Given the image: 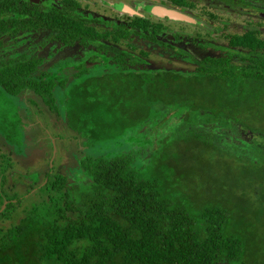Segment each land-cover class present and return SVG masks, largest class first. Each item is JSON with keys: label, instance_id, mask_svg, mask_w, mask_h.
Instances as JSON below:
<instances>
[{"label": "trees", "instance_id": "1", "mask_svg": "<svg viewBox=\"0 0 264 264\" xmlns=\"http://www.w3.org/2000/svg\"><path fill=\"white\" fill-rule=\"evenodd\" d=\"M222 1L264 15V0ZM78 9L75 0H0V95L32 102L43 133L69 150L57 161L23 106L20 125L3 117L0 129L20 134L16 145L0 134V264H264L260 29L225 36L224 56L195 60L156 40L161 24L114 26ZM26 35L95 52L98 75L83 64L72 77L41 72L49 54L39 48L11 57ZM138 38L193 70L149 64ZM167 126L170 136H160ZM61 158L73 160L79 182L58 171ZM15 174L32 178L20 189Z\"/></svg>", "mask_w": 264, "mask_h": 264}, {"label": "rangeland", "instance_id": "2", "mask_svg": "<svg viewBox=\"0 0 264 264\" xmlns=\"http://www.w3.org/2000/svg\"><path fill=\"white\" fill-rule=\"evenodd\" d=\"M39 1L51 4L53 6H59L61 0ZM78 1L81 3L82 9H80V12L82 15L99 18L101 20L111 22L112 24H116L118 22L121 24L127 23L129 20H131L133 16L132 14H141V16L150 20L151 22L163 25L164 28L158 36V40L164 44L173 46L175 49L188 53L195 60H201L206 56H224L226 51L225 48H227V39L225 36L242 34L246 28H259L261 33L260 37L264 39L263 14H260L258 11L249 8L243 10L232 7L229 8L223 3L222 0H189L192 4H194V7L190 9L192 14L190 16H186L196 22V24L168 20L153 13L150 15L149 13L144 12L145 10L143 7L146 6L145 8L161 7L183 14L180 10L174 8L173 3H171L170 0H163L164 2L158 3L153 2L155 0H103L104 2L102 0H93L89 2L90 6L88 8L85 7L86 1ZM119 4L123 5L130 14L121 13L119 14V17L113 16L114 11L112 10V7L114 9ZM209 14L214 15V18H210ZM45 38V35H32L25 38H18L17 42L12 46V49L15 51V53L12 54L11 57L21 54L24 51L27 52L28 50L36 49L37 46H40L44 42ZM134 44L136 45V54H138V50H146L151 52V56L148 59L149 64L151 65L160 62L159 64L161 66L179 68L180 70L182 69L190 71L194 68L193 65L187 63L186 61H184L186 63H183L179 60H171L172 58L171 55H169V52L167 53L163 51L162 48L155 43L138 39L134 42ZM37 53L41 57H46V55L49 54L46 61L40 67L41 72L47 71L53 74L62 73L66 74L68 77H72L74 73L70 68H73L75 64L81 62V57H84L85 55L76 49H59L55 45H49L46 43L42 45L41 49L38 50ZM161 61L165 64L161 63ZM82 64L83 68L87 66L89 69H91V71H89V75L93 76L96 74H94V71L96 70L94 68L98 67L99 60L95 62L97 66H93L92 59L90 56H88L82 59ZM97 75L98 74L95 76ZM62 95L63 92L61 90L57 89L55 91V96L58 100H61ZM21 106H23L26 110V114L34 117V119H31V121L37 122V125H40L39 128L36 127L34 130V138L37 137V141H40L42 137L45 139L47 137L46 135H48V139H50L49 148L51 147L52 151L56 153L58 161L60 159L59 157L61 156V151L63 155H65L66 151H69L68 147H66L65 142L62 144L55 143V141L49 137L51 134H48L49 131H45V134L43 133V120L37 115V108L32 102L19 103L17 97L0 95V124L4 122L2 120L3 117H5V122L7 121V123H10V125L13 124V126H15L17 122L18 125H20L19 122L23 121L21 119L22 116L19 115V108L23 110V107ZM5 125V128L0 129V134L3 135L7 141L16 145L18 134H20L19 127L16 126V129H12V126H9V124L5 123ZM169 130L170 126L163 128V130L160 131V136H170ZM54 137L56 138V136ZM70 142L73 141L71 140ZM21 149L22 148L15 147V152L18 153ZM63 160L64 159L61 158L60 162ZM40 161L41 160L39 159L35 165L39 164ZM72 161V159L63 161V165H59L57 169L58 171H61L62 169V172H66L69 178H71V181L75 183L79 182V173H77L78 171L75 169L69 170L73 164ZM215 168L216 170L220 171L219 165L215 166ZM216 170H211L215 172L214 174H211L209 178L217 177L220 180V176H217L218 172ZM25 177L27 179L19 176L18 174L13 175V179L19 181L20 189L26 186L29 183L28 180L32 178L31 175ZM262 237L263 236H261V238Z\"/></svg>", "mask_w": 264, "mask_h": 264}, {"label": "flooded vegetation", "instance_id": "3", "mask_svg": "<svg viewBox=\"0 0 264 264\" xmlns=\"http://www.w3.org/2000/svg\"><path fill=\"white\" fill-rule=\"evenodd\" d=\"M32 1H34L36 4H44V5H51V4H48V3H45V2H42V1H39V0H32ZM77 3H78V5H79V9L77 10L80 14H81V12H80V9H82L81 8V3L78 1V0H75ZM82 1V0H81ZM83 1H86V4H85V7H89L90 6V4H89V2H91V1H93V0H83ZM103 1V0H102ZM157 1H159V2H164L163 0H155V1H153V2H157ZM61 2H62V0L60 1V3H59V6H55V7H57V8H60V5H61ZM104 2V1H103ZM103 2H102V4H103ZM158 3V2H157ZM172 3V2H171ZM51 6H53V5H51ZM174 6V5H173ZM146 7V6H145ZM145 7H143V9L145 10L144 12H146V13H149L150 15H151V13H152V8H145ZM84 8V7H83ZM174 8L175 9H177V10H180L183 14H185V15H188V16H190L192 13L190 12V9H178L177 7H175L174 6ZM112 10L114 11V14H113V16H115V17H119V14H121V13H126V14H130V13H128V11H126L125 10V7L123 6V5H121V4H119L117 7H115L114 9H113V7H112ZM177 12V11H176ZM179 13V12H178ZM187 13H189V14H187ZM82 15V14H81ZM133 16H132V20H134L136 17H139V18H144L143 16H141V14H132ZM82 16H84V15H82ZM85 17H87V18H90V19H97V20H99V21H103V22H105V23H109V24H112L111 22H107V21H104V20H101V19H99V18H93L92 16H85ZM146 19V18H145ZM167 19V18H166ZM148 20V19H147ZM130 21V20H129ZM118 22V21H117ZM149 22H151L150 20H149ZM151 23H153V22H151ZM123 24H126V23H123ZM153 24H158V23H153ZM194 24H196V22L194 23ZM114 26H120V25H122L121 23H116V24H113ZM101 27H104L103 25H100ZM162 30H163V28H162ZM161 30V31H162ZM161 31H160V33H161ZM160 33L157 35V37H156V40H158V36L160 35ZM144 35H149L150 36V34L149 33H143ZM28 36H31V35H26V36H24L23 38H25V37H28ZM139 40H143V39H141V38H138ZM137 39V40H138ZM44 41H45V39H44ZM159 41V40H158ZM159 42H161V41H159ZM43 44V43H42ZM42 44L40 45V46H37L36 48H39V49H36L37 51L38 50H40L41 49V47H42ZM72 49H76V50H78L77 49V47L75 46V47H73ZM79 51H81V53H84V54H88L91 58H92V60H95V62L97 61V59H94V56L96 55L95 54V52H93V51H88V49H85V50H79ZM38 54V53H37ZM82 59H84V57H81V62H79L78 64H75L74 65V67L73 68H70V69H74V68H76L75 69V71L76 70H78L79 69V67H80V65L82 64ZM99 60V62L101 61V59H98ZM92 63H94V62H92ZM73 71V70H72ZM74 72V71H73Z\"/></svg>", "mask_w": 264, "mask_h": 264}, {"label": "water", "instance_id": "4", "mask_svg": "<svg viewBox=\"0 0 264 264\" xmlns=\"http://www.w3.org/2000/svg\"><path fill=\"white\" fill-rule=\"evenodd\" d=\"M157 2H159V1H157ZM152 13L161 17V18H167L168 20L183 21V22H188V23H193V24L195 23L193 20H191L186 15L178 13L174 10H167V9H164L161 7H153ZM187 14H189V13H187Z\"/></svg>", "mask_w": 264, "mask_h": 264}]
</instances>
